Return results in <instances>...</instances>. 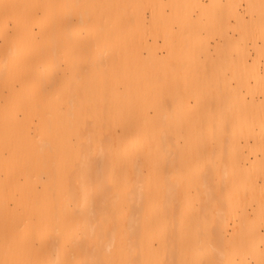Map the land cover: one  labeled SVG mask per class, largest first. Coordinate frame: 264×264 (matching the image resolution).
Masks as SVG:
<instances>
[{
    "label": "bare ground",
    "instance_id": "obj_1",
    "mask_svg": "<svg viewBox=\"0 0 264 264\" xmlns=\"http://www.w3.org/2000/svg\"><path fill=\"white\" fill-rule=\"evenodd\" d=\"M0 264H264V0H0Z\"/></svg>",
    "mask_w": 264,
    "mask_h": 264
},
{
    "label": "rangeland",
    "instance_id": "obj_2",
    "mask_svg": "<svg viewBox=\"0 0 264 264\" xmlns=\"http://www.w3.org/2000/svg\"><path fill=\"white\" fill-rule=\"evenodd\" d=\"M252 219H254V217H253ZM230 233H231V231L228 232V234H230ZM244 235H245L246 237H248V234H247V233H244Z\"/></svg>",
    "mask_w": 264,
    "mask_h": 264
}]
</instances>
